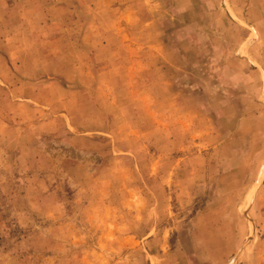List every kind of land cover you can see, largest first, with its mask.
Listing matches in <instances>:
<instances>
[{
    "label": "rangeland",
    "instance_id": "374dc122",
    "mask_svg": "<svg viewBox=\"0 0 264 264\" xmlns=\"http://www.w3.org/2000/svg\"><path fill=\"white\" fill-rule=\"evenodd\" d=\"M0 264H264V0H0Z\"/></svg>",
    "mask_w": 264,
    "mask_h": 264
}]
</instances>
